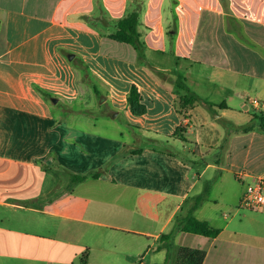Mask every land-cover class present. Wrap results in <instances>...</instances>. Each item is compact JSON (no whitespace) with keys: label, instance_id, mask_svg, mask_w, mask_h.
<instances>
[{"label":"crops","instance_id":"crops-1","mask_svg":"<svg viewBox=\"0 0 264 264\" xmlns=\"http://www.w3.org/2000/svg\"><path fill=\"white\" fill-rule=\"evenodd\" d=\"M136 9L148 52L166 55L171 42L177 64L183 58L211 67V93L221 100L197 93L213 107L200 103L190 116L180 113L176 88L135 46L112 36ZM4 22L0 207L8 213L0 220V258L93 264L96 243L106 255L126 234L162 253L164 264L160 236L207 186L234 178L238 207L247 186L264 176V127L253 123L264 112V0H0ZM83 64L111 106L101 120L86 113L102 102ZM133 85L148 106L141 115L128 101ZM105 119L113 132L101 130ZM181 124L212 160L184 156L190 142L173 135ZM130 142L142 151L119 156ZM104 167L98 178L73 180ZM231 203L221 189L210 190L195 214L220 234L181 232L176 245L206 249L204 264H264V217L250 230L236 222L240 206L229 214ZM241 215L240 223L252 217Z\"/></svg>","mask_w":264,"mask_h":264},{"label":"rangeland","instance_id":"rangeland-1","mask_svg":"<svg viewBox=\"0 0 264 264\" xmlns=\"http://www.w3.org/2000/svg\"><path fill=\"white\" fill-rule=\"evenodd\" d=\"M143 41L145 42L147 47L150 45L145 40ZM159 44L161 43L152 42L153 46H157ZM167 51L168 52L166 53V55H163L160 51L154 50L148 52L147 50H145V52L143 53L145 54V57H143V61L150 64L154 72L163 81L174 86V88H176L175 91L177 92V95L183 93L184 90L180 89L177 86L174 79L185 82L192 91L196 93L198 92L204 98H209V96H211V98H216V100H221L222 97L218 93H213V94L211 93V92H215L212 89L214 88L212 85L215 84V81L211 80L210 78L211 77L210 66L194 61H187L186 59L183 58L179 61L180 63L177 64V57H175L174 53L171 52V42L168 43ZM156 63L158 64L160 63L159 67L157 66ZM166 70H169V72ZM231 81H232L231 79L228 80V82ZM77 108H79V106H77ZM208 110L211 111L209 107ZM74 113H78V112H74ZM86 113L89 114L91 117L100 120L106 116L103 113H101V110L97 109V107L95 106H90L89 110H87ZM109 113H111V111ZM210 119L212 121L214 120V115L212 112L210 115ZM109 125H111V122L105 119V121L101 123L100 128L104 132H108V133L113 132L116 129L115 126L112 125L109 126ZM121 129L124 130L125 132H128L124 124L122 125ZM128 135L129 134L124 135L125 140L128 139ZM184 135H185L184 136L185 140L190 142L189 144L190 150L184 151L185 157L193 160L194 162L200 161V164L203 163L202 160L206 153L207 155H205V157H208L210 160H212L210 157H215L214 154L209 155L211 150L203 151L201 147L197 145V143H195L194 137L190 136L188 132H185ZM142 141H143L142 144H145L146 141L144 139ZM128 144H132V143L130 142ZM138 145H140V143H138ZM223 181L224 182L222 183V185L220 182V185L218 186H214L212 182L211 191L216 190V193H218L219 189H221L223 192H225V194L228 197V200L232 202L231 203L232 205L228 207V209L232 210L231 213L229 214L232 215V213L235 212V210L240 206L241 208L238 209L240 213L237 216L236 222L242 224L244 227H247L250 230L256 229L257 225H259L257 219H259L261 216L264 217V212L257 209L242 207L241 200L239 206L236 207L237 197L239 191H241V186H239V184L235 182L234 178H231L229 175H226ZM237 187L239 188V190L237 189ZM244 211L249 212L252 215V217L250 216L248 219H244L243 223H240L242 217L241 214ZM7 213L8 211L5 208L0 207V220L7 218ZM253 216L255 217V219L253 218ZM119 235L121 238L119 239L118 245L116 247H112V249L108 251V254L106 255L105 253L100 252L98 249L96 250V248L98 247V244L96 243L95 245L96 247H94L93 255H92L93 264H96L98 261L100 262V260L104 264H154V263L163 264L164 262L163 254L156 252L152 248L143 247L144 246L143 243L145 242L144 239H140L135 236H129L126 234H119ZM105 242L106 239L104 240L103 243ZM175 243H177V241ZM40 254L45 255L43 251L40 252ZM0 264H28V262H26L24 259H17L11 257L9 258L7 256H3L2 258H0Z\"/></svg>","mask_w":264,"mask_h":264},{"label":"trees","instance_id":"trees-1","mask_svg":"<svg viewBox=\"0 0 264 264\" xmlns=\"http://www.w3.org/2000/svg\"><path fill=\"white\" fill-rule=\"evenodd\" d=\"M140 25V10L136 9L129 12L126 16L122 17L117 22V30L112 36L118 41L131 44L138 49L141 60L145 57L143 54L146 50V44L141 38V32L139 30ZM7 37H6V23L0 25V53L7 50ZM83 71L85 76L88 75L89 83H92L95 93H97L100 102H102L101 113L108 114L111 111V106L106 102V96L103 95L101 90L97 87V81L92 78L85 65L83 64ZM177 86L184 90L183 93L178 94L175 99V105L177 110L185 116H190V110L196 104H205L210 108L213 107V103L204 100L198 93L192 91L188 85L181 81L176 80ZM40 91L47 98H51L52 95L42 89ZM128 101L131 105L132 111L135 114L141 115L148 111V106L144 102V98L140 93L138 87L133 85L129 94ZM223 106V105H220ZM253 123H257L261 127H264V112L255 113ZM240 128V127H238ZM251 124L242 126L243 130H249ZM187 131V125L181 124L173 134L181 139L185 140L184 134ZM141 147H132L126 144L118 153L119 156L126 155L128 153L141 152ZM111 163V161H110ZM106 170V167L101 168L95 172H89L87 174L75 175L73 180L75 182L84 180L90 176L98 178ZM211 185L195 197V203L190 207L188 213L184 216L178 215L174 221L173 227L170 231L163 233L160 236L159 244L156 246V250H166L165 264H204L207 256V250L204 248H194L190 246H178L176 245V238L181 232H191L195 234H202L208 237H217L221 229L219 227L211 225L208 221L200 219L196 216L195 211L200 204L209 196ZM83 262H87V258L84 257Z\"/></svg>","mask_w":264,"mask_h":264},{"label":"built area","instance_id":"built-area-1","mask_svg":"<svg viewBox=\"0 0 264 264\" xmlns=\"http://www.w3.org/2000/svg\"><path fill=\"white\" fill-rule=\"evenodd\" d=\"M241 206L264 212V176H259L247 186L242 198Z\"/></svg>","mask_w":264,"mask_h":264},{"label":"water","instance_id":"water-1","mask_svg":"<svg viewBox=\"0 0 264 264\" xmlns=\"http://www.w3.org/2000/svg\"><path fill=\"white\" fill-rule=\"evenodd\" d=\"M54 100L56 101V100H58V99L54 98Z\"/></svg>","mask_w":264,"mask_h":264}]
</instances>
